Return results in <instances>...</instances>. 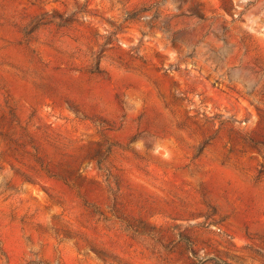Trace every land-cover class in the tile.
Listing matches in <instances>:
<instances>
[{"label": "rangeland", "instance_id": "rangeland-1", "mask_svg": "<svg viewBox=\"0 0 264 264\" xmlns=\"http://www.w3.org/2000/svg\"><path fill=\"white\" fill-rule=\"evenodd\" d=\"M0 264H264V0H0Z\"/></svg>", "mask_w": 264, "mask_h": 264}]
</instances>
